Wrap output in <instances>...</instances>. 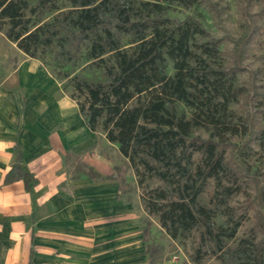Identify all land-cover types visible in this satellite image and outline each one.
Here are the masks:
<instances>
[{
	"label": "trees",
	"instance_id": "16d2710c",
	"mask_svg": "<svg viewBox=\"0 0 264 264\" xmlns=\"http://www.w3.org/2000/svg\"><path fill=\"white\" fill-rule=\"evenodd\" d=\"M196 1L0 0V32L59 82L90 132L117 147L142 188L144 211L171 240L200 230L194 264L207 254L219 264H264V104L256 102L244 117L232 111L253 99L236 78L255 23L244 24L226 69L219 41L191 17L174 22L168 16L171 5L190 9ZM254 1L263 17L264 0ZM252 146L262 153L263 169L249 167ZM14 152L3 186L20 181L30 192L38 181L23 165L18 144ZM106 179L121 184L114 173ZM148 179L162 186L145 190ZM237 195L254 221L232 247L245 219L229 206ZM219 216L222 224L215 222ZM145 254L152 259L151 247Z\"/></svg>",
	"mask_w": 264,
	"mask_h": 264
},
{
	"label": "crops",
	"instance_id": "0c3cea01",
	"mask_svg": "<svg viewBox=\"0 0 264 264\" xmlns=\"http://www.w3.org/2000/svg\"><path fill=\"white\" fill-rule=\"evenodd\" d=\"M26 58L19 62L11 86L27 89L29 69L25 71L23 65H29L56 86L60 99L51 104L58 105L62 115L51 124L45 121V109L38 119L31 115L30 100L25 97V102L18 101L14 122L13 103L4 109L0 100V264H131L133 255H142V237L133 232L131 207L119 199L118 183L106 179L114 173L112 162L93 148L81 155V161L100 179L85 173L67 179L62 169L66 152L92 149L95 134L78 116L75 103L60 94L49 72L37 60ZM75 127L85 137L72 136ZM16 144L22 150L23 165L38 181L30 192L20 181L3 186L15 160Z\"/></svg>",
	"mask_w": 264,
	"mask_h": 264
},
{
	"label": "rangeland",
	"instance_id": "374dc122",
	"mask_svg": "<svg viewBox=\"0 0 264 264\" xmlns=\"http://www.w3.org/2000/svg\"><path fill=\"white\" fill-rule=\"evenodd\" d=\"M59 6L63 8L66 4L60 2ZM260 9V4L254 0H197L190 9H185L175 4L170 6L168 12V16L174 22H182L186 18L191 17L208 32L211 38L219 41L220 60L222 66L226 69L231 68L233 65L234 42L243 35L244 24L248 20L254 21L253 30L255 31L246 46L242 62L243 68L236 78V84L246 88L253 99L248 104L239 102L232 107L234 115L238 117H244L247 112L254 113L256 102L264 104V16L258 17L256 15ZM46 16L51 18L53 15ZM22 58L23 60L27 59L0 32V100L2 98L3 108H8L13 103L11 120L13 119L16 122L17 111L20 110L18 101L25 102V97H28L27 100H30V112L33 111L31 115L42 119L43 114L47 113L48 120L45 119V121L52 124L57 117L62 115V112L58 105L54 107L51 104L53 101L60 99L58 90L51 83V79L39 75L31 70L29 65L24 64L23 68L25 71L29 69L27 89L22 90L17 86H11L13 85L12 80L16 75L15 71ZM168 73L171 74L170 68ZM57 83L61 90L58 81ZM11 91L16 94L12 96L10 94ZM60 94L68 97V94L63 93L62 90ZM44 105L46 107H43ZM45 109L47 111L43 113ZM67 114L71 121L73 119L71 111L67 110ZM76 127L74 128L76 132H72V136L77 134V136L82 135V137H85V134H80L82 130ZM196 134L202 137L207 136L201 130L196 131ZM93 137L96 142L92 149L86 148L85 153L71 150L66 152L62 161V169L65 171L67 179H76L81 176L87 171L83 167L81 155L83 156V154L93 151V148H96V152H99V154L112 162L114 174L117 180L121 181L120 186L118 185V197L123 202L130 204L133 232L138 233L142 237V246H140L142 255H133L132 258L134 260L131 264H194L193 257L200 248V230L191 232L186 239L171 240L159 226L157 218L147 215L144 211L140 201L142 188L137 186V178L134 172L130 169L127 161L120 156L117 147L108 144L101 133H95ZM252 148L256 151V155L249 161V167L251 170L263 169L260 163L262 153L257 150L256 146H252ZM160 186L162 184L156 179H148L143 185L145 190ZM211 192L212 186L201 197V203H208ZM248 192L252 195L254 186L251 185L248 188ZM229 206L235 208L237 214L243 213L245 215L244 222L238 230L236 241L230 244L233 247L239 239L248 235L250 229L253 228L254 220L252 210H246L245 208L243 195L233 196L229 201ZM215 222L216 224H222L224 217H216ZM148 246L153 251L151 260L145 254ZM135 249L137 248H133V251H137ZM203 250L205 251L206 249L202 248ZM199 264H219V261L214 256L207 254Z\"/></svg>",
	"mask_w": 264,
	"mask_h": 264
}]
</instances>
